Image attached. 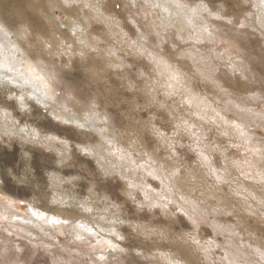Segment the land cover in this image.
I'll use <instances>...</instances> for the list:
<instances>
[{
	"label": "clouds",
	"instance_id": "obj_1",
	"mask_svg": "<svg viewBox=\"0 0 264 264\" xmlns=\"http://www.w3.org/2000/svg\"><path fill=\"white\" fill-rule=\"evenodd\" d=\"M0 264H264V0H0Z\"/></svg>",
	"mask_w": 264,
	"mask_h": 264
}]
</instances>
